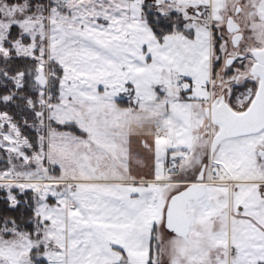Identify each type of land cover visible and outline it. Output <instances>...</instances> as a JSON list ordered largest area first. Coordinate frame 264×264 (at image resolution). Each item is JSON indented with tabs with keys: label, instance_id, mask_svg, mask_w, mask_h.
I'll return each instance as SVG.
<instances>
[{
	"label": "snow or ice",
	"instance_id": "6c2138e0",
	"mask_svg": "<svg viewBox=\"0 0 264 264\" xmlns=\"http://www.w3.org/2000/svg\"><path fill=\"white\" fill-rule=\"evenodd\" d=\"M0 264H264V0H0Z\"/></svg>",
	"mask_w": 264,
	"mask_h": 264
}]
</instances>
